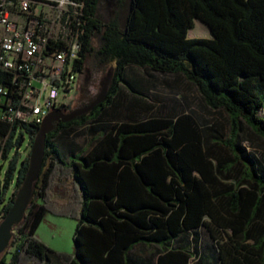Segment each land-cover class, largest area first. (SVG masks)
<instances>
[{
    "label": "trees",
    "instance_id": "obj_1",
    "mask_svg": "<svg viewBox=\"0 0 264 264\" xmlns=\"http://www.w3.org/2000/svg\"><path fill=\"white\" fill-rule=\"evenodd\" d=\"M71 1L63 20L81 42L77 69L83 74L95 55L114 71L112 87L105 103L48 135L25 219L0 264L8 253L12 264H192L200 249L181 242L203 229L220 264H264V161L244 141L245 124L264 139V0H133L126 31L129 0H116L107 20L103 0ZM197 20L211 39L189 38ZM132 67L185 76L207 108L228 114L229 131L191 113L138 121L111 114L124 88L136 92ZM88 125L83 149L60 146V135ZM40 127L0 121V155L10 160L0 222L25 184L31 152L23 158L22 150ZM50 213L78 220L74 258L39 239ZM141 246L157 247V263L137 253Z\"/></svg>",
    "mask_w": 264,
    "mask_h": 264
},
{
    "label": "built area",
    "instance_id": "obj_2",
    "mask_svg": "<svg viewBox=\"0 0 264 264\" xmlns=\"http://www.w3.org/2000/svg\"><path fill=\"white\" fill-rule=\"evenodd\" d=\"M70 5L0 0V121L41 126L74 100L83 75L77 69L82 46L63 20Z\"/></svg>",
    "mask_w": 264,
    "mask_h": 264
},
{
    "label": "rangeland",
    "instance_id": "obj_3",
    "mask_svg": "<svg viewBox=\"0 0 264 264\" xmlns=\"http://www.w3.org/2000/svg\"><path fill=\"white\" fill-rule=\"evenodd\" d=\"M116 8V0H103L100 5L99 15L101 18L107 20ZM52 15L56 14V11L50 12ZM212 33L210 28L201 22L196 21L194 29L191 31L190 38H205L211 39ZM94 48L98 50L100 48V39L96 38L94 41ZM111 68L104 67L95 55L88 58L85 70L80 80L79 91L81 96L77 101L79 108L85 107L91 104L102 92L103 83L105 82ZM78 91V92H79ZM181 91V90H180ZM195 94L200 95L197 91ZM202 100V97H201ZM68 102H70L68 100ZM194 110L200 119L206 125H214L218 130L223 133H227L230 128V118L224 111H214L205 106L199 99L195 102ZM261 116H264V110L261 112ZM90 125L85 127H76L67 136L60 135L58 140L60 146L61 142L66 149L70 151H80L83 149L88 140V134ZM244 141L248 151L264 161V139L260 138L255 132L245 124ZM29 139L25 142V148L22 150V157L25 158L29 155L32 148L28 145ZM28 145V146H27ZM10 160H2L0 155V185L4 184L6 172L9 168ZM14 190V188H13ZM78 227V220L70 217L57 216L55 214H48L45 221L38 230V237L48 247H50L55 253H59L66 257L74 258L76 256V241L75 235ZM194 238H199L198 244ZM184 245H189L193 252H196L197 247L200 249V255L192 261V264H220L217 259L216 248L211 241L208 233L203 229L199 232V235L190 234L187 240L182 241ZM14 252V249L11 248ZM138 254H146L153 256L155 263L158 261L157 247H139L137 249ZM3 257V256H2ZM1 257V258H2ZM12 254H6L5 263L12 264ZM59 260L54 258L50 264L58 263Z\"/></svg>",
    "mask_w": 264,
    "mask_h": 264
},
{
    "label": "crops",
    "instance_id": "obj_4",
    "mask_svg": "<svg viewBox=\"0 0 264 264\" xmlns=\"http://www.w3.org/2000/svg\"><path fill=\"white\" fill-rule=\"evenodd\" d=\"M127 79L136 92L124 88L116 97L114 106L108 110L123 121L196 114L195 102L199 99L204 103L200 95L194 93H199L197 87L180 74L163 75L132 67L127 72Z\"/></svg>",
    "mask_w": 264,
    "mask_h": 264
},
{
    "label": "water",
    "instance_id": "obj_5",
    "mask_svg": "<svg viewBox=\"0 0 264 264\" xmlns=\"http://www.w3.org/2000/svg\"><path fill=\"white\" fill-rule=\"evenodd\" d=\"M133 9V0H129L128 11L123 21V30H127V24ZM114 71L111 70L103 83L101 94L89 105L75 109L69 114L61 111L50 113L40 127V131L34 141L30 167L23 188L9 214L0 222V258L6 253L13 240L14 228L23 222L26 212L33 197L34 185L40 177L47 145L48 135L54 131L55 124L62 121L68 123L78 117L88 114L96 107L106 102L113 83Z\"/></svg>",
    "mask_w": 264,
    "mask_h": 264
},
{
    "label": "flooded vegetation",
    "instance_id": "obj_6",
    "mask_svg": "<svg viewBox=\"0 0 264 264\" xmlns=\"http://www.w3.org/2000/svg\"><path fill=\"white\" fill-rule=\"evenodd\" d=\"M80 96H81V92L79 91L76 94L74 100L69 105L62 107L57 111H61V112H64L65 114H69V113L73 112L75 109H78L79 107L77 106L76 103H77L78 99L80 98Z\"/></svg>",
    "mask_w": 264,
    "mask_h": 264
}]
</instances>
